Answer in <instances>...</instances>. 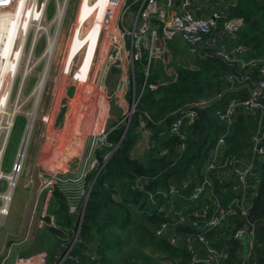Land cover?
Returning a JSON list of instances; mask_svg holds the SVG:
<instances>
[{
    "label": "trees",
    "instance_id": "16d2710c",
    "mask_svg": "<svg viewBox=\"0 0 264 264\" xmlns=\"http://www.w3.org/2000/svg\"><path fill=\"white\" fill-rule=\"evenodd\" d=\"M229 13L230 18H241L244 21L240 42L249 49L248 58L264 57V0H237ZM144 55L146 57L143 56L139 65L138 62L134 64L138 103L127 132L119 146L125 126L116 124L106 132V141L94 154L97 168L92 169L87 177L92 185L87 193L88 201L80 234L71 252L83 261L93 259L95 264H168L179 260V264L188 263L189 254L182 243L172 245L167 237L156 235L161 225L168 221L159 212V205L169 207V201L157 196V205H153L150 194L160 189L166 190L170 183L201 175L223 134H227V137L221 164L229 165L243 158L253 144L250 136L258 128L256 121L239 114L236 124L228 130L214 114L231 99L244 101L249 98L248 90L230 91L225 79L230 74L244 75L245 71L226 65L219 59L194 58L198 68H177L176 76L166 83L163 82L164 69L162 76L152 73L154 62L146 78L149 63L147 54ZM251 77L260 80L258 70H254ZM145 82L144 92L139 98ZM151 85H157V88L151 89ZM219 96L222 99H218ZM203 100L211 104L198 109L197 119L188 131L186 147L180 151L183 142L171 134L172 125L181 111ZM145 114L149 116L146 119L148 129L152 131L150 141L154 147L149 150L146 160H141L133 156V149L139 142L140 119ZM262 121L264 125V116ZM163 151L167 153L162 154ZM256 169L259 184L253 200V215L257 221L259 238L264 242V161L258 162ZM217 174L214 176L217 177ZM138 178L146 180L144 192L132 189ZM218 183L216 180L215 184ZM228 187V184L219 185V188ZM51 202V214L57 228H47V241L54 239L60 248L62 240H66L65 232L70 231L71 234L75 231L78 218L70 212L67 198L59 190L54 191ZM178 204L185 212L192 207L187 202L178 201ZM173 232L179 238L193 235L197 231L193 229L192 222H188L175 225ZM231 232V228L225 225L209 233L212 238L220 239L214 242L215 247L228 251L225 264H237L242 253L240 243L229 239ZM65 242L66 246L71 245V239ZM51 258L52 253L49 252L50 264H53L59 258L58 253ZM256 261L257 264H264V247L256 250Z\"/></svg>",
    "mask_w": 264,
    "mask_h": 264
},
{
    "label": "rangeland",
    "instance_id": "374dc122",
    "mask_svg": "<svg viewBox=\"0 0 264 264\" xmlns=\"http://www.w3.org/2000/svg\"><path fill=\"white\" fill-rule=\"evenodd\" d=\"M10 1L12 4L9 12L1 17L5 25L0 22L2 25L0 27L4 28V35L11 34L12 37L7 46H0V53L4 54L3 63L6 65L12 56L14 41L19 37V33L25 32L31 4L37 5L39 12L42 5L45 4L44 2L47 3L45 4V14L35 16L37 21L32 23L33 26L29 31L27 51L21 68L19 67L22 72H18V76L14 79L12 98L5 115H1L4 111L0 108V127L2 128H0V134L3 132V128L4 130L6 128L5 122L8 120L9 123L12 116L15 118L9 142L7 144L0 143V148L4 145L1 170L8 175L13 173L16 165L21 167L16 179L10 213L4 219L0 217V264H14L18 257L27 258L44 250L51 252V259H53L63 245H67L65 241L68 239L72 241L76 230L71 234H69L70 231L65 232L66 240H62L60 248L57 247V242L54 239L47 241L49 229L57 228L55 218L51 214L52 195L55 190L63 193L67 198L70 212L77 218L80 217L87 193L92 185L87 181V177L92 169L97 168L94 159L95 151L100 149L102 143L106 141L105 134L110 128L116 124L128 127L130 120L127 116L129 110L133 109L132 102L136 95V92L135 94L132 92V86L129 87V92L126 95H118L117 92L118 85L124 75L132 78L133 64L130 59L120 61L122 56H118L117 60L119 61H116L117 49L113 47L114 44L109 42V44L101 46L103 34L92 33L99 25L102 16V14L100 16V10L99 13L97 11V1L69 0L58 37L56 53L48 69L49 79L37 107L29 145L23 161L18 164L17 157L20 146L29 122V115L34 106V101L30 96L45 71L46 63L42 60L39 61V58L51 40L49 38H52L55 33V25L50 24L57 13L58 2L57 0H30V3L29 0ZM58 1L61 3L63 0ZM219 2H224V0ZM122 3L123 0L112 8L114 12L113 27H124L127 31L132 32L142 1L139 3L128 1L125 6ZM129 6L131 9L127 11ZM86 15L92 16V19L86 21ZM41 21L46 26L41 25ZM139 22L140 20L137 23L139 24ZM7 30H9L8 33H5ZM136 30L138 32L139 27ZM0 34L2 33L0 32ZM35 36L39 37V41L36 43L37 46L35 45L36 47L31 49V42L36 38ZM130 49L131 39L126 42V50ZM169 49L170 57H166V62H171L169 69L172 68L176 71L177 68L182 67L191 70L198 68L189 47L182 41L170 42ZM100 57H104L102 64L101 60L99 61ZM15 60L16 56L12 61L8 83L12 78L11 72L13 69L14 71L17 69ZM141 62L137 64L139 65ZM92 65H94L93 77H90V80H96L98 90L88 96L87 85L83 82ZM163 69L165 71L163 82L167 83L173 78L167 76V65L163 61L154 62L152 73L162 76ZM23 72L28 73H26V79L22 86ZM8 90L9 85L6 87L4 99ZM51 108L54 112L48 117V123L45 121L46 124H44L43 117H47ZM241 114L245 115L243 112ZM254 136L255 134L252 133L250 137L253 139ZM254 168L256 169V165ZM6 188L7 182L2 181L0 192H5ZM48 217L51 218L50 221L47 220ZM75 226L77 227V222ZM248 249L249 240L245 239L243 252Z\"/></svg>",
    "mask_w": 264,
    "mask_h": 264
},
{
    "label": "built area",
    "instance_id": "2783aa9c",
    "mask_svg": "<svg viewBox=\"0 0 264 264\" xmlns=\"http://www.w3.org/2000/svg\"><path fill=\"white\" fill-rule=\"evenodd\" d=\"M119 1L118 4L121 3V0ZM128 1L136 3L142 1L136 16L137 21L134 30L131 32L124 27H113L114 12L112 9L106 19L108 28H104L102 31L101 46L112 42L114 44L113 47L117 49L116 61H119L117 60L118 56H122L120 61L128 58L133 64L132 78L126 75L123 76L117 88L118 95H126L130 86H132V92L134 91L135 94L134 64L142 61L144 52L148 56L149 63L146 69V78L149 75L151 64L156 61H163L167 65V76L174 78L176 71L172 68L169 69L171 62H166V57H170L169 43L178 39L189 47L191 55L196 59H219L226 65L245 71L244 75L230 74L225 79L229 84L230 91L248 90L249 98L244 101L231 99L224 107L217 109L214 114L219 121L230 130L236 124L239 114L243 112L258 123L257 131L252 139V147L243 158L232 161L229 165L227 163L221 164L227 137V134H223L211 152L201 175H196L193 179L170 183L166 190L160 189L156 193L150 194L153 205H157V196L169 201V207L159 205V212L163 213L164 218L168 221L161 225L156 235L158 237H167L172 245H178V243L184 245L189 254V262L184 264H225L228 259V251L215 247L214 242L220 239L217 237L212 238L209 233L212 234L215 230L226 225L232 231L229 239L238 241L242 248L241 257L237 264H257L256 250H262L264 246V242L259 238L257 221L253 215V200L259 184V175L254 166L258 162L264 161V125L262 121L264 116V57L248 58L249 49L240 42V32L244 27V21L241 18H230L229 7H223L224 5L216 3L220 7L212 10L209 17L198 18L195 15V11H201L200 3L202 0H123L122 4L125 6ZM10 4V0H0V10L7 9ZM32 6L33 4H31V8ZM44 7L45 5L43 4L42 8ZM129 9H131V6L127 7V11ZM32 10L34 12L31 24L37 21L35 16L38 17L42 9L38 12L37 5H34ZM138 20H140L139 24L137 23ZM137 27H139L138 32L136 30ZM104 32H108V36ZM130 39L131 49L126 50V42ZM28 40L29 37L25 36L24 31L19 33V37L13 43L12 56L8 59V64H4L3 59L0 58V108L4 111L1 114L2 116L5 115L12 98V93L9 95V89L4 99L6 87L9 85L10 88V84L13 87L14 79L18 76V74L17 76L15 75L13 69L11 72L12 78L8 83L13 58L16 56V65L18 57L21 54H26ZM103 59L104 57L99 59L101 64L104 63ZM5 66H7V69H5ZM93 67L94 65H92L83 82L87 85L86 92H88V96L98 90L96 80H90V77H93ZM254 70H258L260 80H254L251 77ZM161 85L165 84L161 83ZM145 86L146 82L141 88L139 98L142 96ZM150 87L151 89H156L157 85H151ZM218 99H222V96H219ZM137 103L135 95L131 116H127L130 121L132 114L136 111ZM210 104L208 101L203 100L194 104L192 108L181 111L175 119L171 134L183 142L180 146V151H183L186 147L185 142L188 139L187 137H189L188 131L197 119L198 109L207 107ZM53 112L54 110L51 108L47 117H43L45 119L43 121L44 124H46L45 121L48 123V117ZM146 118H149L147 114L140 119L139 134L142 138L150 140L152 131L148 129V120ZM14 123L15 118L8 132V120L5 122L6 128L0 134L1 144L9 142ZM104 139H106V134ZM150 148L152 149L153 145H150ZM166 153L167 151L162 152V154ZM20 169L21 167L16 165L15 170L11 174V176L16 177H13L12 181L1 170L3 173L0 175V183L2 181L7 182L6 191L2 193H9L12 187V194L7 199L9 206L6 210H3V215H0L2 219L8 217L10 213L16 188V179ZM216 174L217 177L214 176ZM216 180L219 182L218 185L215 184ZM225 184H228L229 187L219 188V185L223 186ZM146 185L145 179L138 178L135 180L132 189L144 192ZM2 193L0 192V194ZM178 201L180 203H189L192 206L191 209L188 212L183 211ZM0 202L1 208L4 205L1 198ZM188 222H192V227L197 232L193 235L178 238L173 232L175 225H182ZM245 239L249 240V249L243 252ZM72 250L73 247L68 246L65 250L59 251V258L53 264H95L93 259L91 261H83L78 256H73L71 254ZM179 263V260L168 262V264ZM14 264H50L49 252L44 250L27 258L18 257Z\"/></svg>",
    "mask_w": 264,
    "mask_h": 264
},
{
    "label": "bare ground",
    "instance_id": "6f19581e",
    "mask_svg": "<svg viewBox=\"0 0 264 264\" xmlns=\"http://www.w3.org/2000/svg\"><path fill=\"white\" fill-rule=\"evenodd\" d=\"M96 1H97V11L99 13V10H100V16H101V14H102V16H101V18L99 20V25L97 26V28L92 33L93 34H97V33L98 34H102V31L104 30V28H108V24L106 22V19H107V15L109 14V10H111L114 6H117L118 2H120V1L119 0H96ZM57 2H58V4H57V8H58L57 9V13H56L55 17L53 18V20H52V22L50 24V25H55V33H54V35H53L52 38H49L51 40L47 43V46H46L44 52L42 53L41 57L39 58V61L42 60L43 62L46 63V65H45V71H44V73H42L39 82L35 86L34 90L31 93V96H30V98H32L33 101H34V107H33L32 111H31V113L29 112L30 113V115H29V122L27 124V128H26V131L24 133L23 140H22V143H21V146H20L19 155L17 157L18 164H20L23 161V155L26 152V149H27V147L29 145V140H30V137L29 136H30V133L32 131V125H33V122H34V119H35V115H36V112H37V107H38V105H39V103L41 101V98H42L43 89L45 88L46 83H47V81L49 79L48 78V69L50 68L51 61H52V59H53V57H54V55L56 53V49H57V45H58V37L60 35V31H61V28H62L63 20H64L65 15H66L67 5H68L69 0H63L61 3H59V1L57 0ZM44 3L46 4L47 2H44ZM34 5L35 4H33V6H32L31 9L34 8ZM101 5H103V6H101ZM33 12H34V10L30 11V13H29V20H28V23H27V26H26L25 32H24L25 33V36H28V34L30 33L29 31L31 29V26H33V24H31ZM45 12H46V7L42 8L40 15L41 16L44 15ZM44 17L46 19V16H44ZM89 19H92V16L86 15L85 16V20L87 21ZM38 20H39V18H38ZM45 22H46V20H45ZM41 23H42L41 25H43L44 22L41 21ZM43 26H46V25H43ZM41 30H39V31H41ZM104 34L106 36H108V32H104ZM40 37H41V34H40ZM38 39H39V37H36V38H34L32 40L31 49H34V47L37 46L36 43H37V41H39ZM108 44H109V42H108ZM24 56H25L24 54H21L18 57V59H17V69H15V75L16 76H17L18 72H22V71H20L21 69L19 70V67L21 66V63L23 61ZM0 57L3 58L4 57V54L2 55L0 53ZM27 57H28V55H27ZM74 61L76 62L77 60H74ZM26 73H28V72H25L22 75V78H21L22 79L21 80L22 86H23L24 81L26 79V75H27ZM22 86H21V88H22ZM9 89H10V91H9V95H10L12 93V89H13L12 85H10V88ZM21 90H20V92H21ZM13 119L14 118L12 116L11 120L9 121V123L7 125L8 126L7 127V131L8 132H9V129L11 128V126L13 124ZM2 124H4V122H2ZM1 129H0V131H1ZM3 130H4V128H3ZM8 132H7V134H8ZM3 154H4V145L0 148V175H2V173H3L1 171V160L3 158ZM8 177H9L10 181H12L13 177L15 178L16 176H11V174H8ZM11 194H12V187L10 188L9 193L6 192L4 194H0V198L3 200V203H4V205L0 208V215L1 216L3 215V210H6L8 208V206H9V203H8V200L7 199L10 198V195Z\"/></svg>",
    "mask_w": 264,
    "mask_h": 264
},
{
    "label": "crops",
    "instance_id": "0c3cea01",
    "mask_svg": "<svg viewBox=\"0 0 264 264\" xmlns=\"http://www.w3.org/2000/svg\"><path fill=\"white\" fill-rule=\"evenodd\" d=\"M219 1H221V0H202V2L200 3L201 11H195V15L198 18H207L211 15L212 10L220 7L217 4L224 5L223 7H229V9H231V7H234L236 5L237 0H230L229 2H225L226 0H224V2H221V3H219ZM214 2H216L217 4ZM10 3L12 4V1H10ZM11 4H10V6H11ZM10 6L4 10L5 12L3 10H0V22L3 23V21L1 20L2 19L1 17L4 14H7L9 12ZM3 24L5 25V23H3ZM0 26H2V25H0ZM9 30H7L5 33H8ZM0 32L2 33V34H0V46L1 45L7 46L8 42L10 40H12L11 39L12 37L10 36L11 34H9L8 36L4 35V28H2V27H0ZM104 87H106V85H104ZM150 140H151V138H150ZM150 140L146 139V138H142L140 136L139 142L136 144L135 148L133 149V156H135L141 160H146L147 155L149 153V150L151 149L150 145H154ZM64 246L65 245H63V247ZM66 247H68V246H65L64 248H66ZM60 251H63V250L60 249Z\"/></svg>",
    "mask_w": 264,
    "mask_h": 264
},
{
    "label": "water",
    "instance_id": "95a60500",
    "mask_svg": "<svg viewBox=\"0 0 264 264\" xmlns=\"http://www.w3.org/2000/svg\"><path fill=\"white\" fill-rule=\"evenodd\" d=\"M133 92H134V91H133ZM134 103H135V98L133 99L132 104H134ZM132 115H133V114H132ZM128 116H131V111H130V110H129V115H128ZM129 124H130V123H128V126H129ZM127 128H128V127L125 126L124 134H123V136H122V138H121V140H120L118 146L121 144V142H122V140H123V138H124V136H125V133L127 132ZM118 146L116 147V149L118 148ZM107 158H108V157H107ZM96 178H97V177H96ZM87 201H88V195H87V198H86V200H85V202H84L83 211H82L80 217H79L78 220H77V227H76V229H75V230H76V231H75V235L73 236V239H72V241H71V245H70V247H74V245H75L76 242H77V237H78V234H79V231H80V228H81V224H82V221H83L84 211H85V207H86V205H87Z\"/></svg>",
    "mask_w": 264,
    "mask_h": 264
}]
</instances>
